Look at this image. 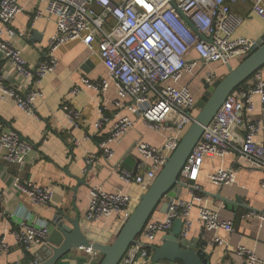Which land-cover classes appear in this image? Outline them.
Masks as SVG:
<instances>
[{"label":"built area","instance_id":"2783aa9c","mask_svg":"<svg viewBox=\"0 0 264 264\" xmlns=\"http://www.w3.org/2000/svg\"><path fill=\"white\" fill-rule=\"evenodd\" d=\"M45 1V10H37L34 21L39 17H53L57 26L45 58L36 67H31L11 40L15 36L25 37V32L17 31L13 25L15 17L23 11L19 0H0V51L11 60L17 73L31 78L33 84H38L55 71L58 58L54 51L69 40H81L92 53H97L110 79L115 82L118 95L115 106L126 107L151 128L171 133L163 147L144 141L136 143L141 160L150 162L147 172L134 173L118 167L122 179L138 184L145 193L196 117L197 99L190 85H180L181 80L187 73L199 69L201 64L221 63L228 66L235 60L241 61L256 43L236 35L245 17L237 14L232 4L240 0ZM252 9L264 20V0H253ZM219 78L215 71L205 74V79L211 83ZM82 83L100 92L106 91L110 85L105 78H83ZM82 89L81 85H74L71 93L78 94ZM0 97L2 100L11 97L21 109L33 113L44 93L38 86L22 93L3 85ZM256 97L264 112V76L261 70L228 96L188 158L180 179L193 192L192 199H174L163 218L152 217L122 261L133 264L139 257L150 260L149 245L160 233H169L178 219L183 223L180 241L186 239L193 227L192 211L197 204L201 205L198 221L205 229L235 231L234 216L226 217L221 211L204 206L207 197L201 193L202 188L196 182L206 156L224 158L232 153L240 166L264 171V141L256 140L258 134L264 137V122L252 115L256 109ZM62 109L73 126H80L82 112L79 109L69 103H64ZM108 120L106 107L101 105L95 128L102 129ZM135 123L129 115L115 121L110 134L99 144L107 160L115 155L114 143ZM242 124L246 127L244 138L238 142L234 129ZM89 138L86 135L85 139ZM75 144L79 145L80 141L75 140ZM32 149L33 145L18 131L9 129L0 133V159L23 167ZM93 159L94 156L89 155L87 165ZM209 180L215 185L231 186L235 182V171L221 167L210 174ZM13 187L39 205H48L53 200L54 191L47 186L15 178ZM140 198L123 191L109 192L93 185L89 192L86 219L97 221L119 214L125 224ZM3 200L4 194L0 193V203ZM247 216L259 217L264 226V208L260 212H249ZM12 218L18 223V229L13 230L17 244L27 250L34 245L48 244L50 229L46 222L32 224L20 211ZM213 243L222 244L224 240L216 238ZM9 249L5 233L0 238V256ZM84 249L94 256L99 254L92 248ZM231 252L239 260L235 264H264V258L245 245L237 244Z\"/></svg>","mask_w":264,"mask_h":264},{"label":"crops","instance_id":"0c3cea01","mask_svg":"<svg viewBox=\"0 0 264 264\" xmlns=\"http://www.w3.org/2000/svg\"><path fill=\"white\" fill-rule=\"evenodd\" d=\"M19 2L23 11L15 17L13 25L17 31H24L25 37L15 36L11 40L20 49L29 65L36 67L49 51L51 39L57 31L56 22L53 17H39L34 21L37 10H45V0H19ZM252 6L253 0H240L232 4L233 10L245 17L236 35L257 41L264 35V20L253 11ZM33 32L37 33V37ZM54 54L58 58L55 71L45 76L38 84H33L31 78L18 74L11 60L4 57L0 51V96L3 85L22 93L33 86H38L44 93V98L37 103L33 113L21 109L11 97H6L4 100L0 97V133L3 130L14 129L33 145L27 163L23 167L0 159V193L4 194V200L0 203V238L7 233V242L10 245L9 251L0 256V264H28V259L34 262L37 260L35 256L37 251L46 245H34L27 250L16 243L13 230L18 229V223L12 217L19 211L27 215L28 221L32 224L46 222L50 229L49 237L55 229L56 217L64 211L73 219L80 218L81 228L92 242L111 244L122 229L124 221L119 214L97 221H88L85 215L90 188L99 185L109 192L123 191L133 197H141L143 193L139 185L122 179L118 167L125 168L124 165H127L133 168L132 162L128 164L125 162L128 153L141 159L135 147L139 141L163 147L171 134L169 131L151 128L139 115L132 114L126 107L115 106L114 101L118 99L115 82L110 79L99 55L92 53L81 40H69L63 43ZM239 63V60H235L232 65L236 66ZM208 71H215L221 78L228 73V66L221 63L201 64L193 73H187L180 85H190L195 95L193 88L198 82L203 83ZM261 71L264 76V67ZM83 78L89 80L105 78L109 80L110 85L106 91L100 92L84 85ZM74 85H81L82 91L72 94L71 88ZM255 100L256 109L252 115L261 118L264 122L262 105L258 97ZM64 103H69L82 112L80 126L75 127L69 122L62 109ZM101 105L106 107L109 120L102 129L98 130L95 128V123ZM123 115L133 118L136 121L135 126L114 143L115 155L111 160H107L99 144L110 134L115 121ZM245 129L244 124L235 127L234 133L238 142H242ZM86 135L90 138L85 139ZM75 140H79L80 144L76 145ZM256 140L264 141V137L258 134ZM89 155L94 156V159L90 165H87L86 158ZM149 163V160H141L138 173L147 172ZM88 166H91L89 171ZM221 167L235 171V182L231 186L215 185L209 180L210 174ZM15 178L52 188L54 191L52 202L48 205L33 202L27 194L13 187ZM263 179L264 171L240 166L235 154H228L224 158L206 156L196 182L202 188L201 193L207 197L203 204L210 209L221 211L226 217L234 216L235 231L229 233L223 229H205L198 221L201 205L197 204L192 211L193 227L188 237L181 241L183 247L197 249L205 241L210 264L239 262L237 256L231 252L237 244L254 249L259 257L264 258L262 221L257 216H247L249 212L262 211L264 208ZM204 192L220 193L231 199L240 196L243 205L253 210L242 206L233 209L230 204ZM192 197L193 192L185 186L181 189L178 198L189 200ZM138 202H135L134 208ZM163 202L153 217L165 216L168 209L163 206ZM166 235L167 233H160L149 247L161 245ZM216 238L223 239L224 243H213ZM150 251L152 255L150 260L139 257L133 264H183L179 261L155 262L153 249ZM102 257L100 253L94 256L81 248L65 255L58 264H91L93 260H100ZM120 264L126 263L122 261Z\"/></svg>","mask_w":264,"mask_h":264},{"label":"water","instance_id":"95a60500","mask_svg":"<svg viewBox=\"0 0 264 264\" xmlns=\"http://www.w3.org/2000/svg\"><path fill=\"white\" fill-rule=\"evenodd\" d=\"M186 20L189 21L187 18ZM33 33L37 37V33ZM263 67L264 35L256 41L250 54L244 57L238 65H228V73L223 78H219L212 83L206 79L203 80L205 93L203 97L197 100L196 107L199 110L195 120L184 132L178 146L168 157L149 189L141 195L132 215L111 244L92 242L82 230L80 218L73 219L62 211L56 217L55 229L49 237L48 244L37 251L35 254L37 260L31 262L28 259V264H58L65 255L81 248H92L103 256L100 260H93L91 264H120L129 248L137 242L138 236L143 232L146 224L153 217L163 200L168 199V201L163 202V206L168 209L173 200L178 199L181 189L186 186L180 179L182 170L193 149L200 141L205 128L212 122L228 96ZM125 162L127 164L129 162L133 163L132 169L127 165H124L125 168L138 173L141 159L128 153ZM87 169L89 171L91 166H88ZM79 182L83 183L84 181ZM204 193L230 204L233 209L242 206L253 210L247 205H243V199L240 196L231 199L220 193ZM182 226V221L180 219L176 220L163 243L149 247L153 249V260L155 262L169 261L171 263L179 261L183 264H210V255L207 252L205 241L197 249L183 247L179 238Z\"/></svg>","mask_w":264,"mask_h":264},{"label":"rangeland","instance_id":"374dc122","mask_svg":"<svg viewBox=\"0 0 264 264\" xmlns=\"http://www.w3.org/2000/svg\"><path fill=\"white\" fill-rule=\"evenodd\" d=\"M108 29V28H106ZM208 66H206L207 68ZM205 70V69H204ZM205 72V71H204ZM225 75L221 76V78H223ZM193 91L195 93V96H196V99H200L201 97H203L204 93H205V89H204V85L203 83L200 81L196 84V86L193 88ZM196 110H199L197 107H196Z\"/></svg>","mask_w":264,"mask_h":264},{"label":"trees","instance_id":"16d2710c","mask_svg":"<svg viewBox=\"0 0 264 264\" xmlns=\"http://www.w3.org/2000/svg\"><path fill=\"white\" fill-rule=\"evenodd\" d=\"M249 80H250V79H249ZM249 80H248V81H249ZM248 81H247V82H248ZM247 82H245L244 84H246ZM244 84H243V85H244ZM197 113H198V110L195 111L194 115L196 116ZM149 250H150V248H149Z\"/></svg>","mask_w":264,"mask_h":264}]
</instances>
